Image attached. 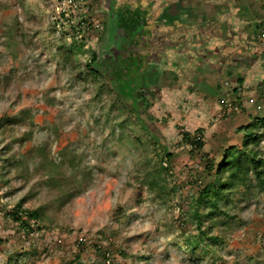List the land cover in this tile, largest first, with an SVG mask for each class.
<instances>
[{"label":"rangeland","instance_id":"rangeland-1","mask_svg":"<svg viewBox=\"0 0 264 264\" xmlns=\"http://www.w3.org/2000/svg\"><path fill=\"white\" fill-rule=\"evenodd\" d=\"M131 2L0 0V264H264V184L238 186L220 203L226 213L204 221L215 242L186 241L198 233L189 201L213 178L208 162L242 147L241 126L264 133V0L238 1L253 62L238 60L249 68L209 100L190 82L178 90L164 59L136 57L151 26ZM49 42L76 44V66ZM92 52L96 78L84 67ZM184 131L203 147L190 150ZM257 148L264 168V137ZM151 176L173 190L150 189ZM20 199L43 218L29 232L10 215Z\"/></svg>","mask_w":264,"mask_h":264},{"label":"crops","instance_id":"crops-1","mask_svg":"<svg viewBox=\"0 0 264 264\" xmlns=\"http://www.w3.org/2000/svg\"><path fill=\"white\" fill-rule=\"evenodd\" d=\"M131 1L137 17L148 14L151 26L133 42L136 57L164 59L178 90L190 82L209 100L208 91H220L223 81L249 68L238 60L253 62L254 36L244 29L239 0Z\"/></svg>","mask_w":264,"mask_h":264},{"label":"trees","instance_id":"trees-1","mask_svg":"<svg viewBox=\"0 0 264 264\" xmlns=\"http://www.w3.org/2000/svg\"><path fill=\"white\" fill-rule=\"evenodd\" d=\"M26 8L28 16L32 15L34 18L42 16L43 10L35 8L32 4H26ZM50 29L55 32L54 25H52ZM36 35L39 37L38 32ZM79 45L80 43L77 46L79 47ZM48 46L50 50L54 48L58 58L62 59V61L67 63L72 69L76 66L79 53V50L76 49V44L68 46L65 42L61 44L49 42ZM97 59L96 53L92 52L90 59L84 64V67L87 70V75L95 76V78L100 75V71L97 68ZM79 75L82 76V74ZM239 81L242 82V79H239ZM133 100L134 101L130 103V106L137 110V102L135 99ZM22 114V117L27 116L26 111H23ZM138 120L145 131L149 133L148 125L140 115H138ZM10 121L11 120L7 118L4 119V122L6 123ZM31 124L33 125L34 123L31 122ZM251 125L252 123H249L246 126L240 127V129L245 130L241 148L237 145H229L224 148L222 159L217 166H215L212 161L208 162L207 170L213 172V178L204 187H200L197 196H194V198L189 201L190 212H188V215L197 225L198 233L196 236L193 235V237L188 236L186 241L190 248L194 250L198 247L207 246V240L212 242L216 241L217 236L210 232L213 226L212 224L217 221L219 214L223 212V210L220 209V203L224 202L225 205H228L231 199L229 196L234 189L237 190L238 186H244L245 188L255 186L262 187L264 184V168L257 148L264 137V133L250 130ZM0 126H2V122H0ZM196 132L201 134L199 129L196 130ZM149 134L151 135V133ZM181 136L182 142L191 146L190 150H193L196 147L202 148L204 145L201 136L196 137L190 131L182 132ZM28 138H32V129L26 131L17 141L22 143ZM163 156L167 160L170 159L171 154L165 151L163 152ZM148 185L150 189H157L160 194H168L173 190H166L165 186L155 182L153 176L149 178ZM79 191L80 190L77 187L75 192L70 191L68 195L69 197H72ZM23 202L24 199L18 200L14 205L13 210L10 212V215L16 222H19V226H21L24 231L27 230V232H29L34 226L31 221H34L33 223L40 222L43 218L38 207L24 208ZM201 208H203L204 211L200 210ZM206 220L212 224L203 229L202 227Z\"/></svg>","mask_w":264,"mask_h":264}]
</instances>
